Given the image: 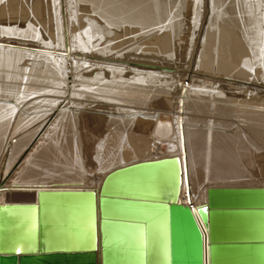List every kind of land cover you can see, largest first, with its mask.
Here are the masks:
<instances>
[{"label":"bare ground","instance_id":"1","mask_svg":"<svg viewBox=\"0 0 264 264\" xmlns=\"http://www.w3.org/2000/svg\"><path fill=\"white\" fill-rule=\"evenodd\" d=\"M0 78L12 79H0V204L40 188L95 190L119 167L171 158L130 169L125 190L206 203L211 237L217 206L264 205V190H215L264 187V0H0ZM226 101L251 160L211 139L206 113ZM85 121L97 126L83 134ZM249 220L264 237V215Z\"/></svg>","mask_w":264,"mask_h":264},{"label":"water","instance_id":"2","mask_svg":"<svg viewBox=\"0 0 264 264\" xmlns=\"http://www.w3.org/2000/svg\"><path fill=\"white\" fill-rule=\"evenodd\" d=\"M170 159L119 167L95 190L40 188L27 202L0 204V264H264V237L249 227L264 205L217 206L223 217L211 237L206 203L194 209L125 190L130 169Z\"/></svg>","mask_w":264,"mask_h":264},{"label":"rangeland","instance_id":"3","mask_svg":"<svg viewBox=\"0 0 264 264\" xmlns=\"http://www.w3.org/2000/svg\"><path fill=\"white\" fill-rule=\"evenodd\" d=\"M28 1H32V0H28ZM13 23H10V25H12ZM187 56L189 57V53H188V49L187 48H185L183 51H181V62H179L178 64H180L181 66H184V64H182V61H184V62H186L188 59H187ZM162 67H164V66H162ZM194 67H195V63L194 64H192L191 63V67L189 68V69H193L194 70ZM171 68H173V67H171ZM28 73V72H27ZM28 74H31V72L30 73H28ZM210 75H212V74H210ZM219 75H221V74H213L212 76H217L219 79H225L226 78V80L229 78L230 80L231 79H233V77L232 76H229V77H227V76H223V75H221V76H223V77H225V78H223V77H219ZM24 76V77H23ZM28 75H22V77H21V80L20 79H18V78H12V79H14V80H12V79H7V78H0L1 80H3V79H5V80H9V81H11V82H20V81H23V82H25L24 80H23V78H25V77H27ZM231 77V78H230ZM189 79H188V77L186 76L184 79H183V85H185L186 86V84H189ZM0 83H3L2 81H0ZM28 83H30V82H28ZM223 83H225V85H226V88L224 87V88H221L220 87V89H219V91H222V93L223 94H226L227 96H231V95H228V92H233V91H235V89L234 88H232L234 85H228L229 83L228 82H226V81H223ZM228 87L230 88L229 90H228ZM227 103H231V102H229V101H226V102H221L219 105H223V106H220V107H218L217 108V112H208V113H206V116L207 117H205L206 119L208 118L209 119V121H210V123L208 122V127H209V129L212 131V133H213V138H211L214 142L216 141L217 143H216V145H215V147H219V148H224V147H226L227 149L228 148H230V149H232V147H233V150H231V152H228V153H230L231 155H235V156H238V154H239V151L241 150V152H242V156L243 155H245V156H248V157H245V158H247V159H249V160H251V158H250V153L251 152H253V150H252V148H251V145H249V144H246L247 142L245 141V139L244 138H242L241 136V139H242V141H239L240 140V137H239V134L241 135L242 133L240 132V131H242L241 130V124H243V125H245V123L243 122L242 123V119L243 118H238V117H236V114H235V112H234V110L231 108V107H229L228 106V104ZM208 114V115H207ZM239 115V114H238ZM214 118H213V117ZM242 120V121H240V120ZM215 120H216V122L218 123H216L215 122ZM82 121V120H81ZM86 123H84L83 124V122L82 123H80L79 124V126L77 125V128L78 129H80V132H84L85 133V130H86V132L88 133V132H92L91 130H93L94 128H95V126H97L96 125V122L94 123V122H88V121H85ZM88 122V123H87ZM211 122H213L212 124H211ZM92 123V124H91ZM94 124V125H93ZM102 124H104V122H102ZM101 124V125H102ZM228 124H230V125H228ZM84 125V126H83ZM83 126V127H82ZM93 128H92V127ZM85 127V128H84ZM103 127H104V129H105V126L103 125L102 126V130L104 131V129H103ZM133 127H135V126H132V129H133ZM85 130H84V129ZM88 129V130H87ZM131 129V130H132ZM82 132V133H83ZM83 133V134H84ZM136 133H138V131H136ZM139 133H142V132H140L139 131ZM138 133V134H139ZM224 133L225 134H229L228 136H226V135H224ZM145 134H147V132H145ZM89 135V134H88ZM226 136V137H225ZM85 140H88L86 137H85V139H84V143L85 144H88V149H89V151L91 152L92 150L90 149L91 148V146H92V143H90V141H86L85 142ZM244 140V141H243ZM32 142H34V138L31 140V142L28 144L29 146H28V148L31 146V144H32ZM138 141H136V144H139V143H137ZM224 142V143H223ZM240 142H242L243 143V145H242V143H240ZM245 143V144H244ZM90 144V145H89ZM229 144H231V145H229ZM84 145V144H83ZM162 145H164V143L162 142ZM85 146V145H84ZM131 146V145H130ZM129 146V147H130ZM249 146V147H248ZM90 147V148H89ZM85 148V147H84ZM87 148V147H86ZM245 148V149H244ZM246 148H247V150H246ZM249 148V149H248ZM93 149V148H92ZM125 149V148H124ZM128 149V151L129 150H131V149H129V148H127ZM229 149V150H230ZM244 149V150H243ZM243 150V151H242ZM87 151V150H86ZM88 151V153H90ZM131 152V151H130ZM245 152V153H244ZM246 152L248 153V154H246ZM244 153V154H243ZM254 153V152H253ZM256 153V152H255ZM258 154V153H257ZM241 156V155H240ZM239 157V156H238ZM18 159V158H17ZM240 159V161H239V164H240V166L241 167H244L245 169L248 167V168H251L250 170H251V173H253V176L254 177H252L253 179H257L258 177H260V175H258L259 173L257 172V170H254L255 169V167H254V164H253V166H250V165H248L247 163V161L245 160V159H243L242 157L241 158H239ZM17 161V160H16ZM261 161H263V160H261ZM255 162L257 163V164H261V162L259 161V159H257V160H255ZM247 164V165H246ZM89 165V164H88ZM263 165H264V163H263ZM0 166H1V164H0ZM247 166V167H246ZM253 168V169H252ZM246 170H248V169H246ZM245 170V171H246ZM249 171V170H248ZM3 172V164H2V166L0 167V177H1V175H3L4 174V172ZM263 173H262V175H264V171H262ZM249 173V172H248ZM14 173H12V171L10 170L7 174H5L4 175V177H8V175H10L9 177H12V178H9V179H14V175H13ZM255 174V175H254ZM261 175V176H262ZM245 179H247V178H245ZM88 186V188L89 187H91V185H87Z\"/></svg>","mask_w":264,"mask_h":264},{"label":"crops","instance_id":"4","mask_svg":"<svg viewBox=\"0 0 264 264\" xmlns=\"http://www.w3.org/2000/svg\"><path fill=\"white\" fill-rule=\"evenodd\" d=\"M30 196H31V195H30ZM30 196H29V197H30ZM29 197H27V198H23V199H22V198H18V197H16V198H10L9 200H10V201H15V200H16V201H17V200H27V199H29ZM11 199H12V200H11ZM14 199H15V200H14Z\"/></svg>","mask_w":264,"mask_h":264}]
</instances>
